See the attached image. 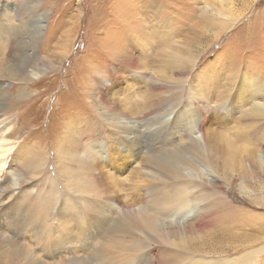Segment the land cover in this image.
Returning a JSON list of instances; mask_svg holds the SVG:
<instances>
[{"label": "rangeland", "instance_id": "obj_1", "mask_svg": "<svg viewBox=\"0 0 264 264\" xmlns=\"http://www.w3.org/2000/svg\"><path fill=\"white\" fill-rule=\"evenodd\" d=\"M206 19L212 21L205 26ZM21 59L27 62L22 71L16 68ZM0 60V140L5 148L0 153V200L6 203L1 214L2 228L9 224L19 235L23 233L24 222L35 220L40 222L41 228L32 232H45L53 244L46 246L48 240L45 243L40 236L36 239L32 232L27 234L22 248L26 252L33 249L32 255L16 252L27 261L36 264V258L43 259L44 254L62 250L52 259L62 262L64 257L72 256L66 249L71 246L80 250L75 251L76 260L62 263L155 264L162 261L155 240L153 249L132 250L136 242L149 245L152 242L147 239L143 242L142 235L146 232L141 228L126 225L128 217L138 212V207L150 205L151 193L161 183L169 182L162 175H153V179L147 176L152 175L145 165L149 158L169 163L184 161V167L194 177L191 186L203 189L201 194L194 192V204L207 205L212 197L209 193L217 190L216 197L222 196L248 211L240 221L223 223L222 227L233 236L242 232L255 235L249 239L255 245L252 249L264 243V235L256 227L260 216L264 215V137L252 134L255 125L262 121L255 120L254 126L246 125L249 118L241 119L235 109L216 106V112L212 113L210 104H198L192 98V88L200 85L204 89L212 87L211 97L218 102L220 95L226 101L227 93L238 92L244 74L250 83L257 84L258 91H264V0H0ZM166 72L172 73L171 79L162 75ZM172 77L184 79L182 88L172 85ZM229 77L234 81L226 91ZM21 90L26 92L27 98L18 103L15 97ZM165 92L167 96L172 95L177 109L189 100L191 109L206 117L202 122L208 124L204 131L208 128V131L223 132L235 145L246 150L242 153L260 155V163L253 167L245 165L242 172L233 171L224 167L221 157L218 162L215 160V173L202 166L204 175L198 178L190 164L191 160H196L195 150L175 142L179 133L185 137L183 133L173 130L174 135L165 138L157 130L162 123L150 129L146 127V119L151 117L152 111L137 114L136 106L144 110L149 98L164 97ZM129 112H134L135 116ZM211 114H217L222 120L217 121ZM131 117L146 125L141 127L147 135H138L145 141L142 144L135 139L130 141L137 151L135 162L125 163V169L118 172L114 160L119 157L115 156L113 148L124 146L119 143L125 144L126 136L132 137L118 122L124 121L125 126V120L132 121ZM68 118H75L74 124L86 131L81 143H92V153L99 155L96 158L99 163L108 166L106 170L112 173L113 185L111 181H99L95 170L93 173L79 167L61 168L59 162H67V158L65 161L57 153L56 144L62 132L58 125ZM196 121L200 122L199 118L193 124ZM202 132V128H196L192 135L203 143ZM187 141L189 143L188 138L185 143ZM29 163L34 166L29 167ZM135 164L139 168L134 167ZM77 174L84 182H93L89 184L95 189L94 194L87 196V190L81 191L82 186L74 189L72 176ZM87 199L90 204L86 208L83 201ZM46 201L50 209L44 214L39 209ZM123 202H132L134 209L121 210ZM92 208L106 210V214H96L100 222L88 217ZM193 211L189 208L183 215L172 217L171 222L182 223L192 217ZM24 217L27 220L23 221ZM77 219L83 227L90 223L89 235L96 234L97 246L94 243L91 249L84 251L85 241L78 236L76 239L78 231L73 228V224H79ZM32 223L29 226L36 222ZM68 234L75 241L65 239ZM192 236L197 237V234ZM229 244L235 245L230 241ZM99 246L105 248L106 254L98 252ZM247 251L217 245L210 250L207 248L200 261L218 264L226 260L228 264H243L241 256Z\"/></svg>", "mask_w": 264, "mask_h": 264}, {"label": "bare ground", "instance_id": "obj_2", "mask_svg": "<svg viewBox=\"0 0 264 264\" xmlns=\"http://www.w3.org/2000/svg\"><path fill=\"white\" fill-rule=\"evenodd\" d=\"M211 21H212L211 19H208V20L206 19L205 26L210 24ZM71 22H72V20H71ZM51 62H49V64H51ZM26 63L27 62L25 60L22 61V59H21V60H19L18 64L16 63V68L18 69V67H20L19 70L22 71V69L24 68V65ZM0 68H1V60H0ZM162 75L171 79L172 73L166 72V73H162ZM172 79H173V83L172 82L171 83L173 86L175 85L177 87V89L182 88L181 84L184 81V79L174 78V77H172ZM233 81H234L233 78L230 79V77L226 81V84H227V86H226L227 90L226 91H229L228 89L230 87H232ZM256 85L253 83H250L248 76L244 74L241 78V83L239 85V88H237L238 92H236L235 94L227 93L228 98L226 99V101L224 100V96L220 95L219 96L220 102H218L213 97H211L210 92H212V89H211L212 87L209 86L208 88L204 89L200 85H195L194 86L195 88H192V98L198 104L199 103L210 104V106H211L210 108L212 109V113L216 112V109H215L216 106H219V108H221V107L223 108L225 106L226 109H227V107H229V108L231 107L232 109H235V111H237V113L241 116L240 117L241 119L243 118V120H244V118L245 119L249 118L246 125L254 126L255 122H256L255 120L262 121L260 123V125H258V126L255 125V127L253 128L252 134L254 136L260 135V136L264 137V91L263 90L258 91V88L256 87ZM153 90H155V88ZM190 94L188 95V97L190 96ZM207 94H209L210 98ZM165 96H167V93ZM165 96L164 97L155 96V98H153L151 95L152 98L148 97L149 99L145 102V104H148V105L146 106V109L144 108V110H141V108L138 106H136L137 108L135 107L137 109L138 115L143 114L144 112L148 113V111H149V113H151L150 111L153 112L151 117L146 119L145 123L147 124V126L141 124V121H139V122L135 121L134 118L132 119V117L130 118L132 121L128 122L125 120V124L127 126L126 125L124 126V121L120 120L118 122L120 124L119 126H121L122 130L126 131L132 137L129 139L126 136V138H123L125 140V144L123 141H121L119 143V144L124 145V146H122V147L118 146V147L113 148L115 156L119 157V160H116L115 156H112V158L115 159L114 160L115 164H118L115 168L116 171L118 170V172L119 171L122 172V170L125 169V163H127V162L134 163L135 162V159H136L135 156H137V151L135 149H133V147H131V145L129 143H130V141H133V139L137 140V142L140 144L145 142L139 138V137H141L140 134L145 132L141 126H146L147 129H150V127L152 125H156L159 123L160 124L162 123V127L160 129H157V130L161 131V134H164L165 138H167V136H169L170 134L174 135V132H172L173 130L177 131L178 133H179V131H181L183 133V135L185 137L183 138V136H180L181 134L179 133L178 137H180V138L176 137L175 142H178L179 144L181 143L184 146L188 145L190 150L191 149L195 150L196 155H197V156H195L196 160L195 159L191 160L190 164L193 165V168L196 172L194 174H196L198 178H201V176L204 175V172L202 170V168H203L202 166H207L208 168L211 169L212 172L215 173L217 171V169L215 170V166H214V164H216L215 160H217L218 158L220 159L221 157L223 159L222 163H223L224 167L230 168L233 171L240 169V171L242 172V167H244L245 165H247L248 167H253V166H256V164L260 163V161L262 160V157L260 155L253 154L251 152L242 153L246 150L243 147H239V146L235 145L232 138L230 139V137H228V135L224 134L223 132H217L216 133L214 131H208V128L204 131V127L207 126L208 124L207 123H206L207 125L202 124V122H204L206 120V117L203 116L199 112L198 113L195 112L194 109H191V107H190L191 103H189V100L187 102H184L183 106L181 108L177 109L175 107L173 101H172L173 100L172 95L169 96V94H168L167 97H165ZM176 96H178V95H176ZM15 98H16V101H18V103L20 101H23L25 98H27L26 92L21 90L20 92L17 93V96ZM175 99H176V97H175ZM132 110H134V109H132ZM129 113H130V115L134 114V112H129ZM124 115L130 116L128 114H124ZM161 115H162V117H160ZM211 115H212V117H215V119L217 121L222 120L221 117H220V119L217 118V114L216 115L211 114ZM134 116H135V114H134ZM196 118H199L200 122L196 121V124H193L195 122ZM250 120H251V122H249ZM74 121H75V118H73V119L68 118L67 120H64L63 122H61V125L60 124L58 125V127L62 130V132L60 135L61 138L58 140V142L56 144L58 146V147L56 146L57 147V153L59 155H62L63 157L62 156L61 157L63 159H65V161L67 158V162H64V161L59 162V164H61V168L62 169H68V167H69L70 169H73L74 167H79V170H82V171L88 170L90 172L91 171L93 172L95 170L96 172H98L96 174H97V176H99V178H98L99 181L100 180H101V182L103 180L111 181L112 183H110V182H108V183L113 185L115 181L110 176L112 173L108 174V171L106 170V169H108V166L105 164L103 165L102 163H99L97 161L99 158L96 160L97 156H99V155L92 153V150H93V145H91L92 143H88V142L87 143H85V142L81 143V140L84 137L86 131L82 130L81 126L75 125ZM0 124H1V121H0ZM250 126H248V127H250ZM196 128H197V130H199L200 128H202V130H203V132H202L203 143L200 142L198 138H195L192 135L194 133V130H196ZM141 131H143V132H141ZM144 134H145V136L147 135L146 133H144ZM88 135H90V134H88ZM138 135H140V136L138 137ZM187 138L189 140V143L187 141L188 144L185 143ZM3 146H4L3 141L0 140V149H2V150H0V153L5 151V148H3ZM64 146H66V147L64 148ZM152 149L155 150V147ZM152 149H151V151L153 152ZM59 155H56V157L57 156L59 157ZM80 156H83V157H81V159H80ZM130 156H131V158H133V161L131 158H129ZM100 157H102V156H100ZM31 159H33V157ZM104 160H106V159H104ZM35 162H34V164H35ZM110 162H111V159H110ZM217 162H218V160H217ZM34 164L32 165L29 163L28 166L33 167ZM143 164H145V163H143ZM145 165L147 166L146 169L147 170L150 169L151 174H152V175H147L149 178H152V179L155 178L153 175H156V176L162 175L165 179L169 180V182L161 183L158 186V188L151 193V195L153 197H152V199L150 201V205H148V207H142V206L138 207V212H134L133 215L128 217L129 221L126 223V225L128 227L131 226L132 228H138V229L141 228L144 232H146V234L142 235L143 242H145L146 239L148 241L150 240L152 242L151 245H149L147 243L144 244V243L136 242L134 244L132 250L136 251L139 249V250H145V252H146L149 248L153 249L151 246L155 245L153 242L155 240L161 246V249H160L159 245H157V246L155 245L156 248H158V250L160 251L161 256L163 258V260L161 259L162 261H160V262L158 261V258H157V261H158V262H156L157 264H195V261H199V264H203V262H201L200 259L205 256V252H206L207 248L210 250V249H213L214 247H216L217 245L222 247V248H225V249H234V248L238 249L239 248V249H245V251H247L250 248L249 251H247L245 254H243L241 256V261H243V264H264V254H263V256H261V253H264L263 252L264 251V245H263L264 243L261 246L252 249L255 245H253L249 242V239L255 235H250V234L242 232V233H236L233 236V235L229 234V230H226L222 227L223 223H228L231 221H240L241 220L240 217L246 216L248 211L246 212V211L242 210L241 208H239L238 206L233 205L230 201H228L226 198H223L220 195H219L220 196L219 198H218V196L216 197V195L218 193L217 190L216 191L213 190L211 193H209V195H211L212 197H210L211 200L209 199V203L207 205H203L202 203H199V204L195 203L194 204V201H192L193 199H195V198H193L194 192L196 191V192L200 193V192H202L203 189L200 187H197V186H191V183H192L194 177L192 178V174H190L191 171L188 168L184 167V161H182V160H178V162H176V163H169L166 161L149 158V161ZM63 166H65V167H63ZM134 167L139 168L136 166V164ZM75 171H77V170L75 169ZM78 172H81V171H78ZM67 174L65 173V175H67ZM72 177H73L74 189L79 188L78 186H80V187L82 186L81 191L87 190L86 191L88 193L87 196L94 194V192H96L95 189L89 184V183H93L92 181L87 182V180L85 179L86 182H84L80 178L82 176H80L78 174L75 176H72ZM89 179H91V177ZM50 182H51V180H50ZM65 183H66V180H65ZM89 201H90L89 199L83 201V205L86 208L90 204ZM47 203H48L47 201L41 203V208H43V209L40 208L39 212L41 210L44 212V214H46L48 212V210L50 208H49ZM131 203L132 202H130V203L129 202H126V203L123 202L120 205L121 210L126 209V208H127V210H130V211L133 210L134 206ZM5 204H6L5 202L0 200V264L1 263L19 264L20 260H22V264H33L32 262L27 261L26 257L23 258L22 255H19L17 253L19 251H21L25 254L30 253L32 255L33 249L26 252L22 248V245H23L24 239H26V237H27V234L31 233L33 229L41 228L40 222L35 221V220L29 222L30 225L33 224L32 222H36L35 225H33V226H29L28 222H27L28 224H26L24 222L26 225L23 223L24 230H21L23 233L20 232L19 235H17L11 229L12 226H10L9 224H8V227L2 228V223H3L2 217L3 216L1 217V214L3 212V209L6 206ZM73 205H74V203H73ZM23 208H27V207H23ZM189 208H193V210H194L191 218L183 220L182 223L181 222H174V223L171 222L172 217L174 218L176 216L183 215L186 212V210H188ZM27 210H28V208H27ZM85 212H84V214H85ZM101 212L106 214V210H102V211H101V209L100 210H93V208H92V213H87V214H88V217H91L90 219L98 221L99 217L96 214H98V213L101 214ZM41 214L43 215V213H41ZM82 216H83V214H82ZM86 216L87 215H85V217ZM80 217H81V214H80ZM24 219H25V217L23 218V221H24ZM59 219H61V218H59ZM73 219H71V220H73ZM4 220H5V218H4ZM25 220H27V219H25ZM260 220H261L260 223L256 227H257L259 233L261 235H264V215L260 216ZM76 222L79 223V224H73V228H75V229L77 228V231H78V234H75L76 239H78L77 238V236H78L81 238V240L83 239V241H85L83 249H84V251H87L88 249H91L92 245L97 241V240L95 241V238L97 236H95L96 234H91L92 232L89 235L88 226L90 225V223H86V226L83 227L82 225H80L81 222L78 219ZM83 222H85V221H83ZM98 222H100V221H98ZM250 224H251V222H250ZM13 226H14V224H13ZM56 227H58V226H56ZM124 228H126V227H124ZM214 229H216L218 231V233H216L214 231ZM252 229H254V228H252ZM26 230H29V231L26 232ZM221 230H224L225 232L223 233V231H221ZM57 233H59V232H57ZM65 233L66 232H64V234ZM12 234H14V235H12ZM193 234H197V237H193L192 236ZM32 235L36 239L38 238V236H40L41 241L44 240L45 243L47 242L46 240H48V237L46 236L45 232H39V233L34 232ZM221 236H224V237H221ZM57 238H59V237L57 236ZM65 239H69L72 242V240H74V237L69 236V234H68L65 237ZM102 239H103V237H102ZM33 240H34V238H33ZM49 240L44 245H46V246H47V244L51 245V242ZM139 240H137V241H139ZM229 241L231 243H235V245L234 244L230 245ZM39 242H40V240H39ZM223 243H226V244H223ZM97 244H99V243H97ZM97 244L95 243L96 246H97ZM53 247H56V246H53ZM59 247H61V246H59ZM99 247L101 249H98V252L101 255L106 254L107 251L105 250V248L102 246H99ZM15 249L17 251H15ZM59 249H61V248H59ZM66 249L69 250V252H70V254H72V256L64 257L63 261L70 262V261L76 260L77 254L75 251H78L79 249H76L75 246L66 247ZM26 250H27V248H26ZM94 250H95V248H94ZM48 252L49 251H47V253ZM62 252H63L62 250H59V251L55 250L53 253L44 254L43 259H38V258L35 259L37 261L36 264H65V263H62L63 261L60 262V261L56 260L55 262H53V260H52L53 258H55V256H57L58 254H61ZM93 253H94V251H93ZM81 257H83V256H81ZM156 257H157V255H156ZM48 259H50V261H48ZM45 260H47V261H45ZM218 264H228V263L226 260H220V261H218Z\"/></svg>", "mask_w": 264, "mask_h": 264}]
</instances>
